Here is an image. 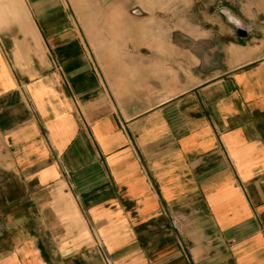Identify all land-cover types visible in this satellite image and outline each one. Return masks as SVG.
<instances>
[{
  "label": "crops",
  "instance_id": "1",
  "mask_svg": "<svg viewBox=\"0 0 264 264\" xmlns=\"http://www.w3.org/2000/svg\"><path fill=\"white\" fill-rule=\"evenodd\" d=\"M8 1L0 264H264V0H189L180 43Z\"/></svg>",
  "mask_w": 264,
  "mask_h": 264
},
{
  "label": "rangeland",
  "instance_id": "2",
  "mask_svg": "<svg viewBox=\"0 0 264 264\" xmlns=\"http://www.w3.org/2000/svg\"><path fill=\"white\" fill-rule=\"evenodd\" d=\"M202 4L204 7L214 5L213 0H204ZM62 5L73 16L74 23L84 30V39L87 36V27H93L100 21V26H106L107 31L115 32V34H112L115 37L120 35L118 34V28L122 26L157 25L160 30L159 38L163 42H171L172 40L175 43H180L182 35L180 33L169 34L171 31L169 28L176 26L177 22L182 19L178 16L185 7L188 8L189 0H62ZM10 6L11 3L8 0H0V19L10 16L9 13H6L9 11ZM13 6V9H16L15 3ZM17 10L16 15L21 18L24 12L21 0H19ZM107 10L111 11L110 18L99 19L90 16L93 11L102 12ZM173 10L178 11L175 13V17L173 16ZM207 25L209 26V24ZM94 35L99 37L103 34ZM94 35H91V39H94ZM126 36L129 38L128 35Z\"/></svg>",
  "mask_w": 264,
  "mask_h": 264
},
{
  "label": "water",
  "instance_id": "3",
  "mask_svg": "<svg viewBox=\"0 0 264 264\" xmlns=\"http://www.w3.org/2000/svg\"><path fill=\"white\" fill-rule=\"evenodd\" d=\"M237 31H238L239 35H244L245 34L244 30L240 29L239 27H237Z\"/></svg>",
  "mask_w": 264,
  "mask_h": 264
}]
</instances>
